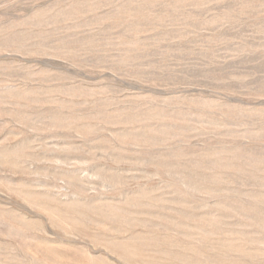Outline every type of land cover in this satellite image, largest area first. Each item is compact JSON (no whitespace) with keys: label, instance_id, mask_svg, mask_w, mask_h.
<instances>
[{"label":"rangeland","instance_id":"obj_1","mask_svg":"<svg viewBox=\"0 0 264 264\" xmlns=\"http://www.w3.org/2000/svg\"><path fill=\"white\" fill-rule=\"evenodd\" d=\"M0 264H264V0H0Z\"/></svg>","mask_w":264,"mask_h":264}]
</instances>
